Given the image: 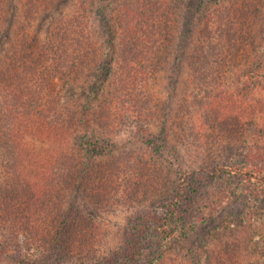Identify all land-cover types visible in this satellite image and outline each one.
Listing matches in <instances>:
<instances>
[{"label": "rangeland", "instance_id": "obj_1", "mask_svg": "<svg viewBox=\"0 0 264 264\" xmlns=\"http://www.w3.org/2000/svg\"><path fill=\"white\" fill-rule=\"evenodd\" d=\"M69 26L97 69L59 85L61 105L88 116L114 100V78L130 75V114L112 131L78 127L83 182L57 195L55 211L38 212L47 234L68 218L82 249H28L20 236L22 248L0 264H264V0H0V66L15 41L45 42ZM109 68L93 96L95 74ZM4 201L3 217L27 218L26 200ZM171 210L179 230L162 244L155 222Z\"/></svg>", "mask_w": 264, "mask_h": 264}, {"label": "trees", "instance_id": "obj_2", "mask_svg": "<svg viewBox=\"0 0 264 264\" xmlns=\"http://www.w3.org/2000/svg\"><path fill=\"white\" fill-rule=\"evenodd\" d=\"M76 31V26L55 29L45 42L24 36L12 44L9 59L0 66V166L6 169L4 173L7 176L4 177L0 198L11 208H16L21 200L27 202V218L7 219L0 212V260L6 259L8 263L16 253L15 248H22L18 243L13 246V240L20 236L25 238L28 249L47 247L59 254L82 249L78 243L69 241V229L75 224L70 226L68 218L60 222V229L51 227L47 234L45 227L41 226L45 219L38 218V212L47 214L55 211L53 204L57 195L79 188L83 182L82 179L78 183V177L74 175L81 162L76 152L77 142H80L76 137L81 133L78 127L94 122L112 131L130 114L125 99V91L135 81L130 75L114 78L117 87L114 100L92 110L88 116L89 108L80 111L77 107L72 109L61 105L58 86L88 78L94 75L90 69H97V56H89L86 41L70 38ZM125 37L121 36L118 45L121 46V41L125 45ZM111 46V51L117 49L113 44ZM196 59L198 64L204 61L200 57ZM113 61V57H107L100 63L110 67ZM108 71L107 74L99 71L95 74L97 83L90 89L93 96L102 92V84L111 76V69ZM134 104L136 102L129 106L135 108ZM136 117L142 118L139 114ZM137 133L150 135L145 128ZM69 143L75 145V150L67 148ZM237 171L253 178L248 172ZM72 209L75 218H79V212ZM155 223H158L156 226L162 244L177 235L179 220L173 210ZM15 262L25 264L23 260Z\"/></svg>", "mask_w": 264, "mask_h": 264}]
</instances>
